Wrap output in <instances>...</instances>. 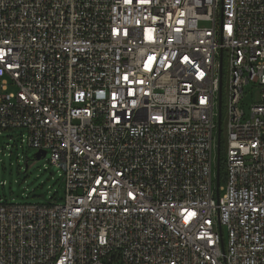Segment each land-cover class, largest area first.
I'll use <instances>...</instances> for the list:
<instances>
[{
	"label": "built area",
	"instance_id": "1",
	"mask_svg": "<svg viewBox=\"0 0 264 264\" xmlns=\"http://www.w3.org/2000/svg\"><path fill=\"white\" fill-rule=\"evenodd\" d=\"M12 129L65 194L0 197V264H264V0H0Z\"/></svg>",
	"mask_w": 264,
	"mask_h": 264
},
{
	"label": "rangeland",
	"instance_id": "2",
	"mask_svg": "<svg viewBox=\"0 0 264 264\" xmlns=\"http://www.w3.org/2000/svg\"><path fill=\"white\" fill-rule=\"evenodd\" d=\"M227 85V84H226ZM248 88V87H247ZM246 88V90H247ZM250 89H252L250 87ZM14 91L15 89H10ZM259 97V89L251 91V100L255 103ZM247 106V111L249 109ZM223 160H225L227 142V120L224 110L222 119ZM20 129L3 130L0 133V197L9 202L50 201V197L62 198L65 188L59 177L61 170L50 161V156L37 159V150L22 142ZM217 168L218 151H214ZM214 186L217 187V169H215ZM225 183V179L223 184ZM222 185V184H221ZM222 195L224 192H221Z\"/></svg>",
	"mask_w": 264,
	"mask_h": 264
},
{
	"label": "water",
	"instance_id": "3",
	"mask_svg": "<svg viewBox=\"0 0 264 264\" xmlns=\"http://www.w3.org/2000/svg\"><path fill=\"white\" fill-rule=\"evenodd\" d=\"M222 109H221V99H220V112H219V119H218V137H217V151H218V163H217V187L220 185V155H221V144H222ZM46 155L45 151H38L36 153V158L41 159L43 156ZM219 196V193H218Z\"/></svg>",
	"mask_w": 264,
	"mask_h": 264
},
{
	"label": "trees",
	"instance_id": "4",
	"mask_svg": "<svg viewBox=\"0 0 264 264\" xmlns=\"http://www.w3.org/2000/svg\"><path fill=\"white\" fill-rule=\"evenodd\" d=\"M223 115H224V109H223ZM220 168H221L220 183L223 184V181L226 177L225 160H223V144L221 145Z\"/></svg>",
	"mask_w": 264,
	"mask_h": 264
}]
</instances>
